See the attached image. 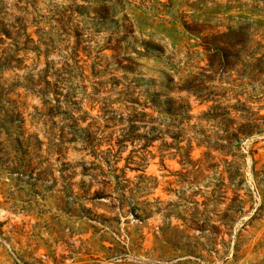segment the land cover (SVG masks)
<instances>
[{
  "label": "rangeland",
  "instance_id": "rangeland-1",
  "mask_svg": "<svg viewBox=\"0 0 264 264\" xmlns=\"http://www.w3.org/2000/svg\"><path fill=\"white\" fill-rule=\"evenodd\" d=\"M0 42V264H264V0H0Z\"/></svg>",
  "mask_w": 264,
  "mask_h": 264
},
{
  "label": "trees",
  "instance_id": "trees-1",
  "mask_svg": "<svg viewBox=\"0 0 264 264\" xmlns=\"http://www.w3.org/2000/svg\"><path fill=\"white\" fill-rule=\"evenodd\" d=\"M1 34H4V33H1ZM0 44H2V42H0ZM1 47V46H0ZM108 152H110V151H108Z\"/></svg>",
  "mask_w": 264,
  "mask_h": 264
}]
</instances>
